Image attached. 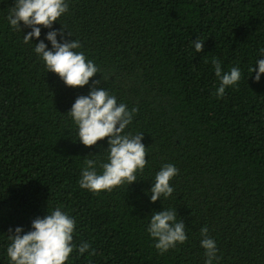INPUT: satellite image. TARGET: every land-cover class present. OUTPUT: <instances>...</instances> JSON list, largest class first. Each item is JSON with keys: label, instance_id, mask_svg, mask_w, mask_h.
<instances>
[{"label": "trees", "instance_id": "1", "mask_svg": "<svg viewBox=\"0 0 264 264\" xmlns=\"http://www.w3.org/2000/svg\"><path fill=\"white\" fill-rule=\"evenodd\" d=\"M14 4L0 0V264H9L8 230L28 231L55 207L76 218L73 242L90 244L67 264H204L205 226L219 264H264V76L248 72L264 48V0H69L53 28L63 25L99 66L106 81L97 73L90 83L138 109L126 131L144 133L148 158L137 182L99 193L78 180L86 156L106 160L107 138L84 146L67 116L88 86L47 73L23 43L30 29L7 23ZM40 27L43 39L50 29ZM213 59L243 73L220 99ZM165 163L179 169L174 193L152 203L145 193ZM164 207L188 239L160 254L146 227Z\"/></svg>", "mask_w": 264, "mask_h": 264}, {"label": "clouds", "instance_id": "2", "mask_svg": "<svg viewBox=\"0 0 264 264\" xmlns=\"http://www.w3.org/2000/svg\"><path fill=\"white\" fill-rule=\"evenodd\" d=\"M68 11L69 0H15L6 20L13 31L30 29L23 34V43L34 45L32 50L44 63L47 73L57 74L69 87L88 86L87 94L75 99L67 116L75 125L80 143L94 146L107 138L108 147L102 150L107 153L106 160H98V154L89 155L93 158L85 157L78 180L80 188L99 193L112 191L123 184L129 186L137 182V173L143 172L148 164L146 147L142 142L144 133L126 131L138 109H129L125 103H118L117 97L108 88L100 87L101 80H91L90 83V78L97 73L102 74V80L106 81L99 66L80 50L82 45L78 39L66 37L62 24L60 29L53 28L54 22ZM40 26L50 29L43 39H40ZM67 36L73 35L67 31ZM33 38L38 42L34 44ZM204 42L197 37L190 42V46L199 53ZM212 65L219 82L215 95L220 99L227 88L239 83L243 73L239 66L225 71L216 59L212 60ZM248 72L255 82L261 81L264 76V48L259 49V56ZM178 172L179 169L172 163L160 167L145 193L150 202L160 200L163 203V199L172 196L174 187L170 182ZM147 220L146 231L160 254L188 239L186 225L183 219H178L175 209L164 207L159 211L154 210ZM76 226L74 216L62 210V207H55L50 212L47 210L43 217L33 219L28 231L22 226L10 228L8 231L12 234L8 236L9 243L5 250L9 264H67L74 251L83 255L89 251L90 244L82 242L77 245L73 242ZM208 231L206 226L200 229V246L205 250L206 257L204 264H219L216 241L208 235Z\"/></svg>", "mask_w": 264, "mask_h": 264}]
</instances>
